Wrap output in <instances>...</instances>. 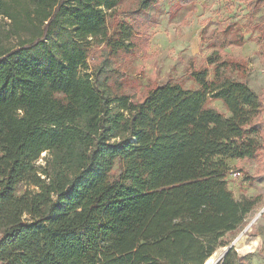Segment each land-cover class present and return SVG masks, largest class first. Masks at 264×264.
Listing matches in <instances>:
<instances>
[{"label":"trees","instance_id":"trees-1","mask_svg":"<svg viewBox=\"0 0 264 264\" xmlns=\"http://www.w3.org/2000/svg\"><path fill=\"white\" fill-rule=\"evenodd\" d=\"M122 1L0 0L16 40L0 37V264H202L260 201L226 180V158L264 151L245 61L215 53L192 65L198 88L169 80L139 98L108 61L88 71L95 42L134 54L162 0ZM23 180L34 188L18 195ZM221 264L249 263L231 249Z\"/></svg>","mask_w":264,"mask_h":264},{"label":"rangeland","instance_id":"rangeland-1","mask_svg":"<svg viewBox=\"0 0 264 264\" xmlns=\"http://www.w3.org/2000/svg\"><path fill=\"white\" fill-rule=\"evenodd\" d=\"M187 1L186 5L177 9L176 0H162L153 9L148 24L139 27L147 35L133 37L138 48L134 54L110 57L104 44L95 42L87 60L88 71L108 61L107 65L120 70L125 92L139 98L145 94L146 88L169 80L180 81L188 89L198 88L190 76L192 65L203 66L208 57L219 53L221 60L229 57L245 61L250 86L256 92L263 93L264 0ZM256 3L258 7H255ZM132 4H135V0H123L117 12L123 13V9ZM121 19H124L123 14L120 17L116 15L115 23ZM0 30L2 43L16 42L8 40L4 30ZM221 44L224 45L223 49ZM210 70L213 71L212 65ZM229 73L236 74L233 71ZM212 78L213 74L210 75ZM209 105L227 113L221 100H210ZM47 157L46 152L42 153L37 165H45ZM226 161L231 166L226 180L235 198L240 200L243 195L261 198L244 224L236 232L226 234L224 240L229 241L230 245L243 234L249 237L248 242L253 236H259L255 251L242 253L236 246L233 249L249 264H264V151L253 159L226 158ZM117 173L118 165L113 175ZM247 174L254 177V182L246 180ZM26 188L34 187L25 180L19 182L17 194H23ZM221 248L224 247L218 246L215 252Z\"/></svg>","mask_w":264,"mask_h":264},{"label":"bare ground","instance_id":"bare-ground-1","mask_svg":"<svg viewBox=\"0 0 264 264\" xmlns=\"http://www.w3.org/2000/svg\"><path fill=\"white\" fill-rule=\"evenodd\" d=\"M258 217L259 215L256 217V219ZM248 239L249 237L243 234L239 236L234 242L236 248L242 253L253 252L255 251L256 247L259 245V239H260L259 236H253L250 242H248ZM224 255H225L224 248H221L217 250L216 252H214L210 257H208V259L206 260L204 264H218L219 262H221Z\"/></svg>","mask_w":264,"mask_h":264},{"label":"water","instance_id":"water-1","mask_svg":"<svg viewBox=\"0 0 264 264\" xmlns=\"http://www.w3.org/2000/svg\"><path fill=\"white\" fill-rule=\"evenodd\" d=\"M235 247V243L234 242H232L229 246H226V247H224V251H225V255H224V257L226 256V254L231 250V249H233ZM207 260V259H206ZM206 260L202 263V264H204L205 262H206Z\"/></svg>","mask_w":264,"mask_h":264}]
</instances>
